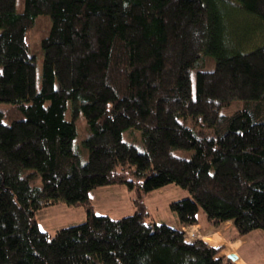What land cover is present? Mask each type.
Returning a JSON list of instances; mask_svg holds the SVG:
<instances>
[{"label":"trees","instance_id":"1","mask_svg":"<svg viewBox=\"0 0 264 264\" xmlns=\"http://www.w3.org/2000/svg\"><path fill=\"white\" fill-rule=\"evenodd\" d=\"M171 183L178 228L90 205ZM62 201L86 220L42 231ZM201 209L264 232V0H0V264H236Z\"/></svg>","mask_w":264,"mask_h":264},{"label":"rangeland","instance_id":"2","mask_svg":"<svg viewBox=\"0 0 264 264\" xmlns=\"http://www.w3.org/2000/svg\"><path fill=\"white\" fill-rule=\"evenodd\" d=\"M31 36V42L34 43V34ZM38 66V70L41 71L42 66ZM125 140L142 150L135 138L127 135ZM136 190L137 188L131 189L127 186L99 187L91 192L90 205L96 215L109 216L113 219L135 214L139 209L138 205H140L145 207L148 214L147 222L166 224L172 228L179 227L178 217L171 209V205L174 202L190 198L188 191L174 183L158 190L141 193V196ZM86 216L84 206L69 205L62 201L43 208L37 215V222L42 231L54 235L58 229L84 222ZM199 218L200 224L185 227L187 239H202L212 247L221 248L220 255L237 254L240 258L235 262L236 264H244V262L246 264H264L263 231L258 230L248 236L234 239L236 234L230 222L219 227L209 223L202 209Z\"/></svg>","mask_w":264,"mask_h":264},{"label":"water","instance_id":"3","mask_svg":"<svg viewBox=\"0 0 264 264\" xmlns=\"http://www.w3.org/2000/svg\"><path fill=\"white\" fill-rule=\"evenodd\" d=\"M227 257L233 262H237L238 259H239V256L237 254H235V253L228 254Z\"/></svg>","mask_w":264,"mask_h":264},{"label":"crops","instance_id":"4","mask_svg":"<svg viewBox=\"0 0 264 264\" xmlns=\"http://www.w3.org/2000/svg\"><path fill=\"white\" fill-rule=\"evenodd\" d=\"M180 225V224H179ZM183 229H185V227H183ZM240 258V257H239ZM243 262H244V260H243ZM244 264H246L245 262H244Z\"/></svg>","mask_w":264,"mask_h":264}]
</instances>
